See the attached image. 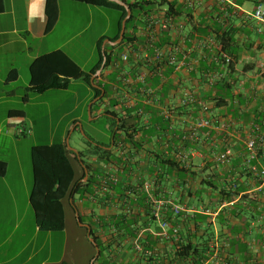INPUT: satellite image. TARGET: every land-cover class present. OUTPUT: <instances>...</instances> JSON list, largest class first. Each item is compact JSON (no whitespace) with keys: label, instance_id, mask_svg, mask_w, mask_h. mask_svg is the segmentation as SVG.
<instances>
[{"label":"crops","instance_id":"obj_1","mask_svg":"<svg viewBox=\"0 0 264 264\" xmlns=\"http://www.w3.org/2000/svg\"><path fill=\"white\" fill-rule=\"evenodd\" d=\"M151 1L153 4L150 7L149 15L145 18L141 17L144 23L139 20L132 23L127 31L125 41L133 42L131 48L138 49L140 55L144 52V45L149 35L153 38L156 47L168 49L172 46H180L181 51L176 56L180 60L184 57L189 69L183 67L176 71L171 66H164L166 68L162 69L159 74L148 77L149 83L158 88L160 103L166 108L177 104V94L186 90L195 95L201 102L200 105L206 107V111L193 104L188 107L185 114L175 117L170 122H165L161 117L160 107H148L147 125L143 120H139L133 115V108L124 107L123 104L129 99L124 97L121 74L124 73L131 77L138 73L147 75L149 74L148 69L141 65L137 66L133 57L130 58L127 65L121 64L119 69L113 65L104 67V64L99 67L101 60L102 63L106 61L104 51L111 54L113 58L117 56L120 60V55L127 49L126 44L120 45L122 41L116 45L111 44L116 42H113L112 39L118 33L119 17L114 35L106 36L109 24H107V28L104 27L95 35L94 48L96 47V51L91 52L87 60L88 63L93 62V64L89 70H86L87 62L81 64L76 61L69 54L67 46L90 29L92 23L90 16L84 24H70L67 28V38H64L59 29L63 24L65 9L76 12L83 10L90 13L103 12L101 11L102 7L70 0L60 1L58 3V20L54 27L46 32V0H2L1 4L0 75L4 76L5 86L18 83L24 70H27L29 74V67L37 58L55 51H62L84 73L94 72L91 76L93 85L90 87L92 89L97 85L109 88L107 97L100 102L96 112H93L94 114L105 115L112 104L117 102L114 109L119 110L122 119L130 116L136 118V133L133 139L136 146H133L129 139L121 136L116 144L112 143L110 147H105L113 154L109 162L103 166L105 180L108 175L118 178V182L122 185L120 194L115 192L98 193L103 198H106L105 194H107L108 199H111L110 202L108 199L105 201L75 200L78 209L76 212L82 216V224L88 225L100 240L103 239L104 234L99 228V219L121 212L120 209L124 206L118 198L126 197L125 189H129L130 185L134 189L139 179L142 181L155 179L154 177L150 178L148 173L151 170L161 169L156 160L158 155L163 153L167 157L177 159V155L183 153L190 159V172H198L200 175L204 171L206 174H218L219 168L213 167L211 159L223 150L224 143L227 142L233 148L234 160L239 162L247 151L246 140L251 134L252 127L263 128L264 126V23L257 22L253 17L256 6L264 0H190V4L187 3V0ZM117 12L119 13V11ZM92 17L93 15H91ZM149 21L153 22V28L150 34H147ZM99 44H101L100 47ZM119 45L122 48L121 52L115 55V47ZM221 49L224 50V53H221L223 51ZM224 56L233 59L236 63L232 70H227L223 64ZM167 69L170 70L169 73H167ZM12 70L17 71V78L7 83L6 78ZM112 73L116 74L117 78L110 82L109 78ZM29 87L28 82L27 91L30 93ZM19 98L14 89L0 92V168L4 169V173L0 174V264H11L16 260L17 255L8 256L6 248L13 244V238L18 235L24 236L23 232H19L21 224L34 220L35 234L41 231L36 225L30 200L33 184L31 151L33 147L39 145L32 143L29 145L26 169V166L23 165L26 162L18 148L22 142L21 138L26 134L18 135V130L25 129L29 132L28 117L22 109L7 107L13 100H19ZM27 101L28 98L25 103ZM202 117L210 119L213 123L221 122L228 126V130L220 128L201 130L196 146L191 148V142H189V147L185 149V152L182 151L183 141L179 140L177 144H174V141L177 142V136L174 137L172 134L186 133L188 127ZM126 122L132 123L131 120ZM75 123L78 127L79 124ZM171 135L172 137H170ZM166 143L169 144L168 148L164 146ZM179 150L181 151L179 152ZM114 155L120 158L118 164L114 161ZM88 157L93 156L88 154ZM257 164L259 168H264V154L257 158ZM222 168L224 169V167ZM117 169L118 171H116ZM198 181V178H187L185 192H181L176 187L175 172L169 171L167 179H163L160 186L173 203L182 202L190 207H200L202 204L197 202L195 197H189L199 188ZM202 198V201L207 203L208 196ZM126 199L129 202L132 197H126ZM123 211L125 212V207ZM230 222L238 223L233 219ZM209 223L213 225L212 228L217 238H221L222 235L226 236L225 227H221L215 218H210ZM7 224H9L8 227ZM180 225L183 227L182 223ZM204 227V224L198 225L200 232L197 234L199 236L202 235ZM154 231V225L147 222L146 219H142L138 225L136 240L121 241L119 246L114 245L105 251L109 257L108 262L110 264H186L175 263L172 260L174 244L159 240L156 243L152 235ZM184 231L187 232V229ZM61 232H65V229ZM85 236L87 240V232ZM147 237L153 239L152 245L156 243L154 249L157 257L150 262L139 257L140 254L137 252L134 253L136 250L129 251L128 249L137 244L142 247H151L152 245H148V241L145 240ZM76 241H80L79 236ZM87 241L92 247L93 254L86 255V262L91 264L96 251L91 242ZM255 248L253 252L257 257L264 254L263 250L257 251ZM23 250L18 255H21ZM59 250L60 257L56 264H68L65 260V242L60 244ZM32 259L33 255L27 256L23 264L30 263ZM239 259V255L235 254L234 260L230 264H243ZM205 264L219 263L211 258ZM251 264H264V261L262 259L261 262Z\"/></svg>","mask_w":264,"mask_h":264},{"label":"trees","instance_id":"obj_2","mask_svg":"<svg viewBox=\"0 0 264 264\" xmlns=\"http://www.w3.org/2000/svg\"><path fill=\"white\" fill-rule=\"evenodd\" d=\"M60 1L65 0H46V32H49L58 20V3ZM70 1L119 11L118 33L114 39H112L113 42L118 40L121 22L127 15L124 7L107 0ZM120 1L131 10V16L126 22L125 34L120 43V45H128L133 43L125 41L130 25L137 20L144 23L143 18L149 15L150 7L153 3L151 0ZM1 4L2 0H0V10L2 9ZM169 6L171 7V4H169ZM100 45L101 44H99V47ZM104 53L106 61L102 63L101 60L99 67L102 66V64H104V67L110 65L114 66L119 61L117 56L113 58L112 55L108 54L106 51H104ZM221 53H224V50L221 51ZM223 64L226 66L227 70H232L236 63L233 59H230L229 63H226L224 60ZM165 68L164 64H158L151 70L153 73L157 74ZM169 72L170 70L168 71L167 69V73ZM93 74L94 72L91 74L84 73L64 52L55 51L43 55L31 63L29 67V91L33 94H42L48 90H66L72 80L78 79L92 86L91 76ZM16 78L17 71L12 70L6 78V82L9 83L16 80ZM116 78L117 75L112 73L109 81L113 82ZM97 87L98 88L93 89L94 99L99 97L102 92H104V95L98 102L92 105L91 115L109 93L108 87L102 85H97ZM27 98L28 96L24 95L23 101L25 102ZM116 106L117 102L113 103L111 108L105 112L104 116H106L110 122V140L106 146L93 145L94 153L92 152L89 154L93 156L94 161L89 160L87 158L88 154H83L82 152L69 153L65 144L39 145L32 148L31 164L33 184L30 200L36 225L41 231L55 232L64 230L67 226V208L72 212L75 220V212L78 211L75 205L76 199L82 201H89L92 199L105 201L108 199L107 194H105L106 198L98 195V193H102L103 185L109 182L107 179L105 180L103 166L109 162L111 155H113L112 152L106 150L105 147H110L112 143L116 144V141L121 136L129 139V142L133 146H136L133 139L136 133L135 120L137 117L134 118L130 116L126 119H122L119 110L116 111L114 109ZM128 120H131L132 123L130 122L131 124H128L126 122ZM259 128L264 132V126L263 128L259 126ZM172 135H174V137L177 136V142L174 141V144L182 140V135H178L177 133ZM189 142H191V144ZM196 143L197 140L193 139L183 141L184 145H182V148L185 150L189 147V144L190 147L193 148L196 146ZM261 146L262 148L257 152V158L264 154V142ZM113 158L118 164L120 158L116 155H114ZM234 158L235 156L233 155L229 163L219 165L215 162V157H213L211 159L213 167L219 168L218 170L220 172L218 174H206V171H204V173L200 175L198 172H190L191 166H184L176 158L167 157L163 153L156 157L161 169L158 171H149L148 176L156 179V184L159 188L157 193H165L160 185L163 179H167L169 171L175 172L176 187L181 192H185L184 188L187 178L199 179V188L196 189L193 194L189 195V197H195V200L200 202L202 206L190 207L189 205L182 204V202L176 204L189 208L194 212L188 216L180 215L174 218V225L180 227L178 239L172 242L175 249L172 260L175 263L205 264L209 262L211 258H214L219 264H230L231 261L234 260L235 254L239 255V261L243 264L261 262L262 259L264 261V254L260 255L259 259L253 252L256 247L255 249H257V251L263 250L264 253V191L256 192L254 198H250L247 194H244L248 189L245 185H247L250 180L249 175L246 174V171L250 169V163H248L250 159L247 157V151L242 155V159L239 160V162L235 161ZM252 164L258 166L257 160L253 161ZM2 165L5 166L4 163H2ZM222 167H224V169ZM225 168L229 169L227 170ZM3 173L4 169L0 168V174L2 175ZM84 179H86L85 182ZM142 182L145 181L139 179L138 185H142ZM121 187L122 185L120 183L111 185V189L116 194H120ZM129 189L132 190L133 187L130 185ZM240 194L242 195L240 196ZM203 196H208L207 203L202 201ZM231 199H237L238 201L231 207L222 209L215 217H211L203 212V210L216 211L220 202ZM129 200L131 206L129 214H126L123 211L124 207H122L120 213L99 219V228L104 234L103 241L96 237L92 229L87 236V240L92 238L95 241L100 251L95 264L98 262L100 264H110L107 260L109 257L105 251L114 245L119 246L121 241L136 240L139 223L142 219H146L148 222V205L145 204L146 195L134 192L133 198ZM166 216L171 218L170 214ZM79 217L81 223H83L80 214ZM210 218H215L221 227H225L227 231L226 236L222 235L223 238H217L212 228L213 225L209 223ZM231 219L238 221V223L232 224L230 222ZM181 223L183 227L180 225ZM75 224L78 226L76 220ZM199 224L205 225L202 235L200 236L197 234L200 232L198 229ZM82 229H84L85 233L87 232L86 228ZM185 229H187V232L184 231ZM145 240L148 241V245H150L153 239L147 237ZM154 240H156L157 243L158 239L155 238ZM156 243L154 245L151 244V247L141 246L142 250H153ZM143 244L146 245L145 243ZM128 249L129 251L135 250V245L130 246ZM134 253H136V251H134ZM139 257L143 258V255L140 254Z\"/></svg>","mask_w":264,"mask_h":264},{"label":"rangeland","instance_id":"obj_3","mask_svg":"<svg viewBox=\"0 0 264 264\" xmlns=\"http://www.w3.org/2000/svg\"><path fill=\"white\" fill-rule=\"evenodd\" d=\"M103 12H86L64 10L63 24L59 32L64 38L68 37L67 28L70 24H84L87 20H92L90 29L74 39L68 46L69 54L81 64L87 62L94 48L95 35L109 24L107 37L115 34L119 13L116 10L104 9ZM91 15L93 17L91 18ZM109 48V46H108ZM121 47H115V55L120 54ZM93 62L85 64L86 70L92 67ZM4 76L0 75V90L7 91L14 89L19 95V100H13L7 107L22 109L27 114L28 130L21 138L18 146L23 156L24 167L27 169V150L29 145H56L65 144L68 152L89 154L94 153L93 145L106 146L110 140V122L104 115H89L87 108L94 99L93 89L82 80H72L66 90H48L42 94H33L27 91L30 80L27 70L22 73L21 80L16 84L4 85ZM0 91V92H1ZM24 95L28 96L25 103L22 100ZM96 112V109H95ZM79 124L76 127V123ZM33 135L31 136V133ZM26 156V158H25ZM91 156V155H90ZM94 161L93 157H87ZM86 179H84V182ZM67 226L65 232L40 231L35 234L34 220L30 223L21 224L19 232L24 236L13 238V244L6 248L8 256L17 255L11 264H23L29 255L33 259L27 264H56L60 257L59 246L66 243L65 260L68 264H87L86 255L93 254L92 247L86 240L84 229L75 224L72 212L67 208ZM9 224H7V227ZM11 226V223H10ZM6 228V227H5ZM77 236L80 241H76ZM24 249V250H23ZM5 250V249H4ZM22 251L21 255H18Z\"/></svg>","mask_w":264,"mask_h":264},{"label":"built area","instance_id":"obj_4","mask_svg":"<svg viewBox=\"0 0 264 264\" xmlns=\"http://www.w3.org/2000/svg\"><path fill=\"white\" fill-rule=\"evenodd\" d=\"M187 3H191L190 0H187ZM254 19L257 22L264 23V2L259 3L253 14ZM150 22V21H149ZM153 22H150L147 26V34L151 32L153 26ZM147 39L144 45V52L140 55V51L138 49L133 50L131 48L132 45L128 44L127 49L124 53L120 55L119 63H116L113 67L116 69L120 68L121 64L127 65L130 58L133 57L137 66L141 65L146 67L149 71V74L138 73L135 76L131 77L126 74H121V84L124 90V97L127 100L123 105L127 109H134L133 115L139 118V120H143L144 124L147 125L149 119V112L147 111L148 107H160L161 117L165 122H170L175 117H179L186 112L190 105H200V101L197 100L195 95L191 92L183 90L177 94V104H174L170 107H165L160 103L158 97V88L153 87L148 80V77L155 76L156 73L152 72V68H154L158 64H164V66H171L176 71L185 67L188 68L184 57L180 60L177 58V53L181 51L180 46H172L168 49H163L156 47L153 42V38L150 37ZM224 60L226 63L230 62V58L224 56ZM159 74V73H157ZM202 110L206 111V107H202ZM212 128H220L225 131L228 130V126L222 124L221 122H214L208 118H199L193 124L188 127V131L181 136V141L186 140H198L199 133L204 129H212ZM29 133L25 129H19L18 135H24ZM172 137V136H170ZM264 142V132L260 130L259 126H254L251 134L246 140V150L247 157L250 159L248 163H250V169L246 171V174L249 175L250 180L246 187H248L247 191L244 194H247L250 198L255 197V193L264 191V168H259L257 165L252 164L253 161L257 160V152L262 148V144ZM164 146L168 148L169 144L166 143ZM181 150H179L180 152ZM185 152V150H182ZM234 153L233 148L226 142L224 143V148L222 151L218 152L215 156V162L217 164H227L232 159ZM177 159L184 165H190V159L187 155L183 153H179L177 155ZM118 171V169L116 170ZM108 183H105L103 186L102 192H114L111 189V185H117L118 178L111 177L108 175L106 178ZM156 179H149L142 183V185H138L137 182L134 189H125V196L132 197L135 193H143L146 195L145 204L148 205V222L155 227V231L152 233L154 238H157L160 242L164 243H172L173 240L178 239L179 235V226L174 225V218L180 215H191L194 211L186 208L182 205H176L170 199L167 198L165 194H159L157 191L159 190ZM242 194H240L241 196ZM126 197L123 199L118 198L125 207V213L129 214L131 210L130 203L127 201ZM110 202V198L108 199ZM238 200L231 199L225 200L218 204V208L216 211L203 210L205 214L210 215L211 217H215L218 215L222 209L231 207ZM117 202V199H116ZM115 202V203H116ZM171 215V218L166 215ZM135 250L138 254H142L145 261H149L151 259H156V250L146 249L142 250L140 244L135 246Z\"/></svg>","mask_w":264,"mask_h":264},{"label":"water","instance_id":"obj_5","mask_svg":"<svg viewBox=\"0 0 264 264\" xmlns=\"http://www.w3.org/2000/svg\"><path fill=\"white\" fill-rule=\"evenodd\" d=\"M107 1L115 3V4L119 5V6L124 7L126 12H127V15H126L125 19L121 22V30H120V34H119L118 40L115 43H111L113 45H116V44H119L122 41L123 37H124L125 28H126V22L129 20V18L131 16V10L129 9V7H127L120 0H107ZM96 88H98V87H96ZM103 95H104V92H102L99 97H96L95 99H93V101L88 105L87 111H88L89 115H91L92 105L95 104L96 102H98L102 98ZM86 179H87V177H86ZM75 218H76V222L78 223L79 227L86 228L87 229V233L89 235L90 231H91L90 227L88 225H84V224L81 223L79 214L77 212L75 213ZM89 241L95 247V251H96L95 257H94L93 261L91 262V264H94V261L98 258L99 254H100V251H99V249L97 247V244L95 243V241L92 238H90Z\"/></svg>","mask_w":264,"mask_h":264}]
</instances>
